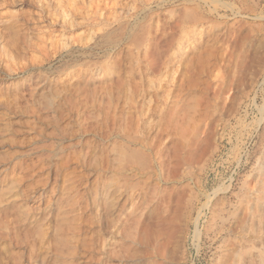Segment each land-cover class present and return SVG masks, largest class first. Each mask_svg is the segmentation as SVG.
Wrapping results in <instances>:
<instances>
[{
    "label": "rangeland",
    "instance_id": "obj_1",
    "mask_svg": "<svg viewBox=\"0 0 264 264\" xmlns=\"http://www.w3.org/2000/svg\"><path fill=\"white\" fill-rule=\"evenodd\" d=\"M261 159L264 0H0V264H223Z\"/></svg>",
    "mask_w": 264,
    "mask_h": 264
},
{
    "label": "bare ground",
    "instance_id": "obj_2",
    "mask_svg": "<svg viewBox=\"0 0 264 264\" xmlns=\"http://www.w3.org/2000/svg\"><path fill=\"white\" fill-rule=\"evenodd\" d=\"M259 165L255 188L246 190V195H243L247 204L245 211H241L243 215L238 218L235 226L230 224L221 229L220 238L225 243L223 264H264V159L259 161ZM143 253L141 264H145Z\"/></svg>",
    "mask_w": 264,
    "mask_h": 264
}]
</instances>
